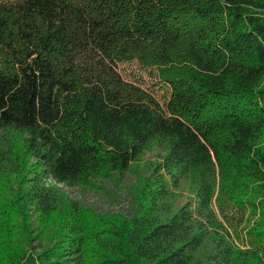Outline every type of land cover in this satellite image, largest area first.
<instances>
[{
	"label": "trees",
	"instance_id": "trees-1",
	"mask_svg": "<svg viewBox=\"0 0 264 264\" xmlns=\"http://www.w3.org/2000/svg\"><path fill=\"white\" fill-rule=\"evenodd\" d=\"M0 264H264V0H0Z\"/></svg>",
	"mask_w": 264,
	"mask_h": 264
},
{
	"label": "rangeland",
	"instance_id": "rangeland-1",
	"mask_svg": "<svg viewBox=\"0 0 264 264\" xmlns=\"http://www.w3.org/2000/svg\"><path fill=\"white\" fill-rule=\"evenodd\" d=\"M149 86H151V89L154 90V92L156 93V96L159 100H164L166 93L164 89H161L160 87H153L151 81H149ZM154 155L149 154L146 156L145 160H154ZM60 188H62V190L68 194L71 198L79 200L80 198H82V195L79 193L78 189H74V188H69L67 186H59ZM86 200L88 203L91 204H95L96 206L103 208V209H108V208H113L116 210H121L122 208H126V203L124 201H118L117 203L111 205L110 201H108V198L106 196H86Z\"/></svg>",
	"mask_w": 264,
	"mask_h": 264
}]
</instances>
